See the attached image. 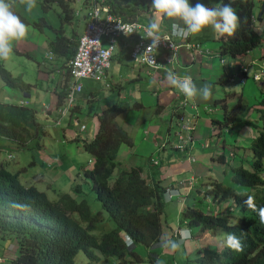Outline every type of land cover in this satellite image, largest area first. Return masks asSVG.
I'll return each mask as SVG.
<instances>
[{
    "label": "clouds",
    "instance_id": "1",
    "mask_svg": "<svg viewBox=\"0 0 264 264\" xmlns=\"http://www.w3.org/2000/svg\"><path fill=\"white\" fill-rule=\"evenodd\" d=\"M17 1L28 13L37 7V0ZM68 1L67 8H71L78 20L69 25L76 30V47L66 63L52 64V69L47 70L33 59L38 60V56L26 39L32 31L12 10L15 0H0V65L4 76L13 80L9 84L0 81V92L4 88L9 92L7 95L2 92L0 98V264H207L208 261L222 264L224 257L230 264H264V255L255 259L258 253H264V173L261 171V182L252 192L260 196L262 202L256 205L253 195H247L243 201L254 212L250 221L241 224L237 215L223 219L224 228L197 231L179 216L184 209L195 216L191 206H195L197 201L193 199L198 194L189 191L198 189L195 186L198 179L186 169L193 168L195 160L201 157L195 152L197 148L204 153L211 149L226 151L222 142H229L225 136L232 143L240 129L236 123L228 129L224 126L230 121V113L222 107L223 101L216 106L218 96L214 95L211 84L222 91L237 92L243 87V83H236L243 82L241 78L252 84L264 75V0H252L251 23L261 36V41L253 48V59L247 65L226 67L217 52L213 53L217 64L212 66V71L218 68L219 76L228 77V82L221 85L214 76L210 81L198 73L180 75L176 57L183 50L190 62L199 61H195L197 70L213 61L212 57L200 61L201 57L211 54L202 48L208 35L204 40L193 35L211 27L216 41L218 37L234 36L240 18L231 3L221 0L216 7H208L201 0H128L126 8L133 16L121 17L110 14L103 0ZM144 4L148 8L151 4L152 20ZM54 11L62 13L63 9L56 5V10L42 11L38 6L36 12L48 20L51 12L55 16ZM141 13L146 14L145 21L137 19ZM27 15L29 23L37 21H30ZM47 22L53 28L57 25ZM90 24L95 27L90 29ZM44 35L48 39L55 36L48 29L44 30ZM19 40L23 42L22 47L14 44ZM177 46L182 49L175 50ZM13 51L35 64L31 80L25 82L22 76H13L3 67L2 60H8ZM116 67H120L118 72L114 71ZM160 71L165 75L163 78ZM198 78L206 81L199 89ZM126 84L137 91V96L155 84H169L175 88L171 96H184L188 101L209 100L212 107L209 110V104H205L188 116L182 114L173 122L178 129H172L162 138L157 130L145 128L137 115H124L132 105L131 95L124 88ZM32 87L36 91L33 97L30 96ZM56 87L64 92L60 101ZM47 98L52 109L42 118V112L34 103ZM225 98L233 100L227 95ZM112 105L126 108L116 123L124 130L129 143L117 148L107 185L111 186L123 166L125 170L134 169L138 178L151 188L150 202L145 206L151 211L158 209L156 228L145 217L131 214L129 206L117 195L112 197L106 193L104 185L94 176L99 175L95 172V159L82 147V141L93 136L97 115ZM82 106L89 107L83 111ZM5 108L30 112L31 124L26 129L29 138L19 141L11 137ZM49 112L53 120L48 117ZM257 115L255 112L256 118ZM87 124L91 136L82 138L78 132ZM197 127H201V132L194 131ZM42 141H47L48 145L44 146ZM53 142L73 145L70 152L67 147L62 148L70 154L66 159V174L58 166L61 155L54 149ZM188 142L193 145L183 157L181 150ZM163 143L165 146L161 147ZM120 148L124 150L119 154ZM176 148L180 149L179 154L175 153ZM248 148H239L244 149V156L247 154L245 161H258L260 169H264V157H253L246 152ZM261 150L264 151V144ZM252 153L256 154L253 149ZM74 154L85 155L87 159L73 160ZM203 158L210 161L206 154ZM166 160V164L162 162ZM212 165L221 167L217 162ZM153 167H158L161 174L156 176V188L151 179ZM65 179L70 188L62 193L59 183ZM201 185L200 192L205 190ZM199 206L204 212L201 204ZM219 211L220 206H217L213 213ZM209 242L214 243L212 250L199 247Z\"/></svg>",
    "mask_w": 264,
    "mask_h": 264
},
{
    "label": "trees",
    "instance_id": "2",
    "mask_svg": "<svg viewBox=\"0 0 264 264\" xmlns=\"http://www.w3.org/2000/svg\"><path fill=\"white\" fill-rule=\"evenodd\" d=\"M68 2V0H37V7L39 6L42 11H46L49 8L56 10V5L62 7V13L54 11L53 22L57 24L55 28L48 24L46 17L43 15L37 18L35 23H29L28 15H22L14 6L12 8L14 13L32 31V33L26 36V39L33 45L34 55L38 56V60L34 57L33 59L47 70L52 69V64L63 65L66 63L76 47V30L70 28L69 25L77 23L78 20L72 15L71 8H67ZM220 2L221 0L218 4ZM102 3L107 5V11L110 14L121 17L125 15L133 16V13L126 8L128 0H103ZM223 3H231L240 21L234 36L218 37V59L220 58L222 65L226 67H234L245 63L247 65L253 59V48L261 41V36L254 31L251 23L252 12L254 10L252 0H223ZM144 8L147 11L149 10L146 5ZM146 18V14L141 13L137 19L145 21ZM45 29L52 30L55 35L53 39H48L44 35ZM29 36H31L32 40H29ZM39 51L42 54H38L37 52ZM160 72L163 78L165 75L163 71ZM4 75L5 72L0 65V81L7 84L13 83V80ZM184 75L192 76V74L188 73ZM222 76L223 78L218 76L215 80L220 85L223 82H228V77ZM196 80H198L196 85L198 89L206 84L204 78ZM252 84L257 94L255 95V104L251 106L245 104V98L242 95L244 99L239 96L240 91H220L221 99L223 100L222 107L228 109L230 113V121H227L224 126L228 129L236 123L240 126V129L236 131L232 143L222 142L223 147H226V151L223 149H211L204 153L197 148L195 152L200 153L201 157L195 160L193 168L186 169L190 171L188 174H193L198 179V182L194 181L198 183L195 185L198 189L189 191L193 195L198 194L193 199L197 201L195 206H191V210L195 216L187 213L185 209L180 212L179 216L186 225L195 228L197 231L209 230L215 227L224 228L223 219L237 215L241 224L246 223L250 221V218L254 214L253 210L247 208L243 203L247 195L255 197L256 205H258V201L262 202L261 197L252 191L258 189L259 182H261L260 171L264 173V169H260V162L258 161L247 163L244 159V149H239L240 146H248L249 148L246 149L248 154L256 158L264 157V151L261 150V146L264 144V75H260L259 81H254ZM119 88L122 89L123 87ZM124 88L128 89L131 95V108L126 110L121 105H112L109 109L101 110L97 115V126L93 136L86 142L82 141V147L87 154L95 159V172L99 175L94 176L104 185L106 193L112 197L117 195L129 206L131 214L145 217L148 223H152V226L156 228L155 221L158 209L151 211L145 206L150 202L151 188L138 178L134 169L125 170L122 168L124 169L123 174L121 175L120 170L116 175V179L112 180L111 186L107 185L109 174L114 166L117 148L122 143H129L128 137L124 130L116 123V119L126 110L124 115H137L145 128L155 129L162 138H165L170 134L172 129H178L177 125L173 122L182 114L188 116L199 106L203 107L205 104H209L210 110L212 105H210L209 100L205 101L196 98L188 101L184 96H171V91L175 88L169 84L164 86L155 84V86L144 92V95L138 96L136 90L129 89V84L124 85ZM55 92L60 101L64 95L63 90L56 87ZM225 95L233 100L225 98ZM75 108L73 107L72 109ZM204 110L207 111L206 108ZM1 112L2 106L0 105ZM255 112L258 114L256 121L249 120V115H255ZM5 113L9 120L7 125L9 129L8 133H11V137L19 141L29 138L30 133L26 129L31 124L30 112L15 108H5ZM192 145L193 143L188 142L183 147L181 150L183 157L189 154V149ZM164 146L165 143L161 147ZM251 148L256 154L252 153ZM40 152L43 153L42 150ZM179 152L180 149L176 148L175 153L179 154ZM205 154L210 161L204 160ZM162 162L166 164L167 160ZM213 162H217L221 167L213 166ZM213 170L214 172H212ZM150 172L153 174L151 179L154 183L153 186L156 188L158 180H155L157 179L156 176L161 175L160 171L158 167H153L150 169ZM216 172L221 176V180H211L215 179L213 176ZM201 184L205 186V190L202 192H200V189H203ZM116 189L119 190L116 191ZM155 191L156 189L153 188V192ZM199 204H201L204 212ZM217 206H220V211L214 214L213 212ZM251 232L253 233L252 230ZM263 255L264 253H258L255 259ZM207 264H211V261H208ZM222 264L230 263L224 257Z\"/></svg>",
    "mask_w": 264,
    "mask_h": 264
},
{
    "label": "rangeland",
    "instance_id": "3",
    "mask_svg": "<svg viewBox=\"0 0 264 264\" xmlns=\"http://www.w3.org/2000/svg\"><path fill=\"white\" fill-rule=\"evenodd\" d=\"M201 2L207 4L208 7H216V5L219 2V0H201ZM13 6L22 15L29 14L30 21L37 20V18L40 15L38 12H36L37 11V7L34 8L32 10V12H30V13L26 12L25 7H23L24 5H21L19 3V1H17V0H15V3L13 4ZM150 6H151V4L149 5V8H148L149 9L148 10V17H149L150 20H152L154 18V14H153V11L151 10V7ZM53 18H54V14L51 12V15H50V17H49V19L47 21H49L51 24H53L54 23L53 22ZM209 28H210V36L211 37L212 36L215 37V33L213 32V30L211 29V27H209ZM216 37L214 39H206V40H204V44L202 45V48L203 49H206L209 53H211L210 54V57H212V58H213V53L215 51L217 52L218 42L216 41ZM28 38H29V40H32L31 39V36H29ZM14 44H18L19 47H22L23 42L21 40H19V41H17ZM180 49H182V47L177 46L175 50H180ZM37 53L38 54H42L41 51H39ZM2 65H3V67L6 70H8L10 72L11 75H13V76H17V75L19 76L20 75V76H22V78L25 79V82H26V80H31L34 77L35 64L33 63V61L27 59L25 56H21V55L19 56L18 54H15L14 51L12 52V55H11V57L8 60H2ZM206 74L210 76L209 79H210V81H212L216 77L219 76V69L217 68L215 71H212V68H211L210 70H207L206 71ZM213 76H214V79H213ZM241 79H242L243 82H236V83H238V84L243 83L242 90H241V88H238V91L241 90L240 92H242V96L245 99L241 96L240 92H239V96L242 97L245 100V104L249 106L254 101L255 95L257 94V92H256L255 88L253 87V85L249 81H247V80L245 81V79H243V78H241ZM211 85L214 87V95L215 96H218L215 101H216L217 106H219V102L220 101H223L221 99V93H220L221 90L220 89H217L216 84L212 83ZM1 90H2V92L4 94H6V95L9 94V92H8L7 89L4 88V89H1ZM2 92H0V98L3 95ZM34 95H36V91L32 87L30 89V96L33 97ZM46 100L48 101L49 99L47 98ZM46 100L44 99L39 104L38 103H34L36 109H40V111L42 112V118L45 116L46 111H51L50 109H52V107L50 106V103L51 102H49V101L46 102ZM85 109H86V107L85 106H82V110L84 111ZM48 117L50 118V120H53V117L51 116L50 112H49ZM249 119L250 120H254V119H256V117L253 114V115L249 116ZM93 120L95 121V117H93ZM91 122H92V120H90L89 125H91ZM196 130L199 131V132H201V127L195 128L194 131H196ZM78 134L82 138H87L88 136H91V133H90V129H89L88 124L85 126V129L83 131L78 132ZM225 139L229 143L231 142V139H227L226 136H225ZM42 142H43V145L44 146L45 145H48L47 141H42ZM52 144H53L54 149L59 150L60 155H61V163L58 166H60L65 171V174H66V171H67V169H66V163H67L66 159L69 158L70 154L69 153H66V151L62 150V148H66L67 147V149H69L68 152H70L71 150H73V145L72 144H66V143L63 144V145H60L57 142H53ZM52 144H50V145H52ZM33 147H35V145ZM123 150H124L123 148H120L119 149V154L121 152H123ZM19 155H22V154L19 153ZM246 156H247V154H245L244 157H246ZM83 157H84V159H87V156H85V155L84 156L83 155L77 156L76 154H74L72 156V159L77 161L79 159H82ZM70 164L72 165V162H70ZM124 167L125 166H123L122 168H124ZM122 168H121V175L123 174V171H124V169H122ZM212 172H214V170ZM213 177L215 179H211V180H214V181L221 180V178H220L221 176H219L218 172H216ZM59 187H60L62 193L68 192L69 191V188H70V184L68 183V180L65 179V180H63V181H61L59 183ZM206 245H208V246H206ZM213 246H214V243H210L209 242V243H201V245L199 247L201 249H203V250L210 251V250H212Z\"/></svg>",
    "mask_w": 264,
    "mask_h": 264
},
{
    "label": "crops",
    "instance_id": "4",
    "mask_svg": "<svg viewBox=\"0 0 264 264\" xmlns=\"http://www.w3.org/2000/svg\"><path fill=\"white\" fill-rule=\"evenodd\" d=\"M207 34H208L207 39H209L211 37L209 27L207 29L205 28L201 33H199L197 35H193V37H195L198 40H204V36ZM209 58H210V56H205V58L201 57L200 61H202L203 59H209ZM176 61H177L178 67H180V72H179L180 75H184L186 73L191 74L192 72L193 73L195 72V73H198L200 77L204 76L205 78H208V79L210 76L206 74V71L210 70L212 68V66H215V64H217L216 60H214V58H213V61L207 62L206 67L197 70V63L196 62H199V61L197 59H195L196 62L195 61L190 62L191 60H190L189 56L183 50L179 51V53L176 57ZM119 68L120 67H116V69L114 71L118 72L120 70ZM165 94H166V92H165ZM141 95H144V92H142ZM146 111H147V109H146ZM142 150H143V148H142ZM143 153H144V151L141 152V154H143Z\"/></svg>",
    "mask_w": 264,
    "mask_h": 264
},
{
    "label": "built area",
    "instance_id": "5",
    "mask_svg": "<svg viewBox=\"0 0 264 264\" xmlns=\"http://www.w3.org/2000/svg\"><path fill=\"white\" fill-rule=\"evenodd\" d=\"M94 27H95L94 24H90V25H89V28H90V29H92V28H94Z\"/></svg>",
    "mask_w": 264,
    "mask_h": 264
}]
</instances>
